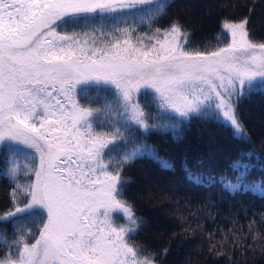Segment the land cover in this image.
<instances>
[{
    "label": "snow or ice",
    "instance_id": "obj_1",
    "mask_svg": "<svg viewBox=\"0 0 264 264\" xmlns=\"http://www.w3.org/2000/svg\"><path fill=\"white\" fill-rule=\"evenodd\" d=\"M167 7L162 0H0V176L12 185L13 204L0 214V224L13 226L10 240L0 229V264H158L133 238L141 222L122 173L140 158L172 165L138 132L178 137L198 117L247 135L237 106L264 89V42L250 36L247 17L225 18L221 45L192 47L179 20L155 26ZM92 85L110 94L99 107L88 95ZM142 92L151 93L155 115L141 104ZM257 159L264 166L255 152L234 159L232 178L186 165L184 179L264 198V176L249 178ZM25 215L31 223H17Z\"/></svg>",
    "mask_w": 264,
    "mask_h": 264
},
{
    "label": "trees",
    "instance_id": "obj_2",
    "mask_svg": "<svg viewBox=\"0 0 264 264\" xmlns=\"http://www.w3.org/2000/svg\"><path fill=\"white\" fill-rule=\"evenodd\" d=\"M162 2L168 5L166 14L155 26L163 29L171 21L179 20L189 34L192 47L204 50L221 45L227 36L222 29L225 18L238 21L247 17L250 36L264 42V0ZM139 30L148 31V28L140 25ZM88 95L95 98L92 103L95 106V101L101 104L103 97L110 94L104 90L98 92L92 85ZM139 99L156 114L151 93L142 92ZM237 107L246 136L237 137L222 122L202 118L185 123L178 137L170 131H153L146 137L138 132L161 159L172 165L164 169L156 160L140 158L125 166L122 173L126 181L125 197L141 222L133 238L158 258V264H264L261 250L264 198L254 194L233 195L219 183L214 187L207 184L197 187L184 179L186 165L217 178H232L230 164L237 157L253 152L264 157V89H255ZM167 115L161 113L163 117ZM24 160L26 163L27 158ZM21 172L18 178L23 182L27 177L23 169ZM261 176H264V166L257 159L249 178ZM11 191L9 180L0 176V214L13 207ZM17 223L31 221L25 215ZM0 229L4 230L3 238L10 240L11 222L0 224ZM230 240H235V245ZM4 251L0 246V253Z\"/></svg>",
    "mask_w": 264,
    "mask_h": 264
},
{
    "label": "rangeland",
    "instance_id": "obj_3",
    "mask_svg": "<svg viewBox=\"0 0 264 264\" xmlns=\"http://www.w3.org/2000/svg\"><path fill=\"white\" fill-rule=\"evenodd\" d=\"M95 106H93V107H99V106H101L103 103H104V101L100 104L98 101H95ZM168 116V115H167ZM198 118V117H197ZM223 123V122H222ZM225 126H227V127H229L230 128V130L233 132V134L235 135V136H237V137H242L241 135H238V134H236L235 133V131H234V129L233 128H231L230 126H228L227 124H225V123H223ZM26 157H24L23 155L21 156V159H20V161H19V164H20V166H21V169H23V165L25 164V159ZM22 173V172H21ZM120 222L121 223H124L125 222V220H124V218L121 216L120 218Z\"/></svg>",
    "mask_w": 264,
    "mask_h": 264
}]
</instances>
